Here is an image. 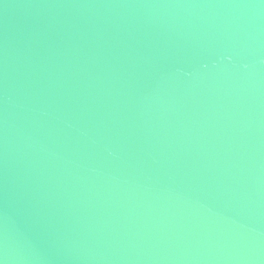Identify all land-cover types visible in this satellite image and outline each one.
Here are the masks:
<instances>
[{"label":"water","instance_id":"95a60500","mask_svg":"<svg viewBox=\"0 0 264 264\" xmlns=\"http://www.w3.org/2000/svg\"><path fill=\"white\" fill-rule=\"evenodd\" d=\"M0 264H264V0H0Z\"/></svg>","mask_w":264,"mask_h":264}]
</instances>
